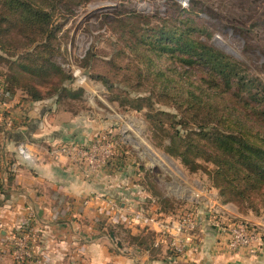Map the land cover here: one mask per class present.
<instances>
[{
	"label": "crops",
	"instance_id": "0c3cea01",
	"mask_svg": "<svg viewBox=\"0 0 264 264\" xmlns=\"http://www.w3.org/2000/svg\"><path fill=\"white\" fill-rule=\"evenodd\" d=\"M60 100L34 101L21 92L0 98L4 254L14 258L17 237L28 232L32 256L23 258V264H264V216H241L233 204H224L225 216L250 222L263 234L256 251H232L209 205L183 201L173 211H190L197 226L182 235L185 250L175 254L155 225L133 218L139 211L160 210V205L159 197L153 192L150 197L137 182L135 167L126 157L117 154L109 166L90 176L69 158L53 159L48 147L60 142L87 143L106 134L118 143L108 114L100 109L92 114L82 108L69 111ZM21 146L28 154L20 152Z\"/></svg>",
	"mask_w": 264,
	"mask_h": 264
},
{
	"label": "trees",
	"instance_id": "16d2710c",
	"mask_svg": "<svg viewBox=\"0 0 264 264\" xmlns=\"http://www.w3.org/2000/svg\"><path fill=\"white\" fill-rule=\"evenodd\" d=\"M87 1L0 0V98L17 92L34 101L67 96L72 75L57 61L63 54L59 21ZM131 18L136 26L142 22L138 16ZM128 20L114 22L121 27ZM174 22L169 32L165 26L160 29L166 37L158 40L159 48L151 46L146 34H136L137 28L129 32V49L142 60L136 78L151 85L152 138L189 172L205 173L222 203L259 214L264 211V85L249 78L232 57L201 42L195 34L205 28L190 18L180 19L179 25ZM197 66L207 68L206 77L193 74ZM149 98H134L133 108H144ZM153 101L172 108L162 111ZM153 194L162 211L183 202Z\"/></svg>",
	"mask_w": 264,
	"mask_h": 264
},
{
	"label": "rangeland",
	"instance_id": "374dc122",
	"mask_svg": "<svg viewBox=\"0 0 264 264\" xmlns=\"http://www.w3.org/2000/svg\"><path fill=\"white\" fill-rule=\"evenodd\" d=\"M132 16H138L142 21L139 26L135 25L136 20ZM117 18H130L131 21L122 23L120 27L114 22ZM186 18L206 29L195 34L201 42L232 57L249 78L264 85V0H89L75 6L67 19L59 21L61 28L58 34L62 38L63 54L57 61L71 73L72 80L66 86L71 91L64 93L67 96L63 95L61 100L58 98L62 102L60 106L69 111L82 108L92 114L100 109V113L112 118L117 130L115 151L135 167L137 182L150 197L151 192L156 191L194 203L193 192L196 194L199 187L210 191L217 189L205 173L189 172L179 159L155 144L149 117L151 85L147 80L138 81L136 78L142 60L129 49L131 28H137L135 33L138 35L146 34L148 41L153 42L151 46L159 48L158 40L166 37L160 29L165 26L164 30L169 32L173 22L179 25V20ZM125 24L131 27L125 28ZM201 67H194L193 74L205 76L207 68ZM75 69L86 76L83 82L74 77ZM101 75L110 83L98 77ZM115 95L119 98L113 101ZM139 96L150 98L144 103V108H133L132 104L137 103L132 100ZM152 105L166 112L172 108V105L158 101H153ZM163 118L166 125L167 116ZM160 155L168 156L173 166ZM164 205L171 206L167 202ZM236 211L241 216L256 219L264 216V211L245 214L237 207ZM4 246H0V264H23L15 254L14 258L4 254Z\"/></svg>",
	"mask_w": 264,
	"mask_h": 264
},
{
	"label": "built area",
	"instance_id": "2783aa9c",
	"mask_svg": "<svg viewBox=\"0 0 264 264\" xmlns=\"http://www.w3.org/2000/svg\"><path fill=\"white\" fill-rule=\"evenodd\" d=\"M74 77H77L79 82H83L86 79V76L79 69L74 70ZM115 148L116 144L106 134H98L87 143L71 141L53 144L48 147V154L56 160L62 157L71 159L84 169L85 174L90 176L103 170L113 162L117 155ZM20 152L28 154L24 146L20 147ZM205 188L199 187L197 191L195 190L196 194L193 192L195 197L194 204L204 201L209 205L218 229L228 235V248L232 251L243 248L251 252L256 251L262 242L263 234L261 228L250 222L233 220L225 216V209H223L225 203L220 201L217 193ZM133 218L155 225L159 235L166 239L175 254H180L185 250L182 235L191 233L190 231H193L197 226L193 214L188 210L164 212L156 209L151 211V213L139 211ZM28 239V232L17 237L14 244V254L17 259L21 260L32 256L28 249Z\"/></svg>",
	"mask_w": 264,
	"mask_h": 264
},
{
	"label": "bare ground",
	"instance_id": "6f19581e",
	"mask_svg": "<svg viewBox=\"0 0 264 264\" xmlns=\"http://www.w3.org/2000/svg\"><path fill=\"white\" fill-rule=\"evenodd\" d=\"M107 7H109L110 5H106ZM105 6V7H106ZM231 31V30H230ZM217 39L219 40V41H222V43L224 44V46L227 48V49H229L230 47L229 46H227V44H225V42H223V40H221V38H219V37H217ZM219 43V42H218ZM230 50V49H229ZM143 140V139H142ZM145 141V140H144ZM143 141V142H144ZM146 143V142H145ZM147 144V143H146ZM147 146V145H146ZM149 146V145H148ZM152 150H153V148L151 147V146H149ZM154 152H155V150H153ZM157 153V152H156ZM160 157L161 158H163V159H165L166 161H168V163H170L172 166H173V163L171 162V160L170 159H168V157H165L164 155H160ZM161 161V160H160ZM175 169H177V168H175Z\"/></svg>",
	"mask_w": 264,
	"mask_h": 264
},
{
	"label": "water",
	"instance_id": "95a60500",
	"mask_svg": "<svg viewBox=\"0 0 264 264\" xmlns=\"http://www.w3.org/2000/svg\"><path fill=\"white\" fill-rule=\"evenodd\" d=\"M168 157V156H167Z\"/></svg>",
	"mask_w": 264,
	"mask_h": 264
}]
</instances>
